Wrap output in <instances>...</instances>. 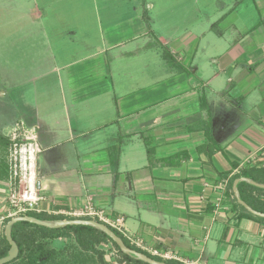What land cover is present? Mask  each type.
I'll list each match as a JSON object with an SVG mask.
<instances>
[{
	"label": "crops",
	"instance_id": "crops-1",
	"mask_svg": "<svg viewBox=\"0 0 264 264\" xmlns=\"http://www.w3.org/2000/svg\"><path fill=\"white\" fill-rule=\"evenodd\" d=\"M218 10L193 23L191 13L203 12L190 6L187 25L170 22L166 30L144 9L135 20L84 22L99 27L96 44L76 45L72 60L52 56L55 66L43 75L55 73L56 84L42 85L33 106L19 101L0 120L1 135L22 123L42 148V211L32 213L72 219L48 211L89 201L123 216L126 230L147 249L168 252L166 260L264 264V222L246 215L227 189L263 152L264 0H234ZM5 154L0 146V164ZM6 179L0 169V215L8 208ZM72 241L59 236L52 247ZM91 254V264H112L105 253Z\"/></svg>",
	"mask_w": 264,
	"mask_h": 264
},
{
	"label": "rangeland",
	"instance_id": "rangeland-1",
	"mask_svg": "<svg viewBox=\"0 0 264 264\" xmlns=\"http://www.w3.org/2000/svg\"><path fill=\"white\" fill-rule=\"evenodd\" d=\"M233 2L234 0H0V120L9 117L19 101L29 107L33 106L36 91L39 92L42 85L56 84L55 73L43 75L55 66L52 56L57 57V62L64 54L66 55L62 59L72 60L71 55L76 50V45L83 42L91 43L92 46L96 44L100 36L99 27H84V22L90 25L92 21L100 19L104 23V20L112 21V17L113 21L121 18L135 20L144 9L142 13L150 17L154 27L166 30L170 22L176 21L178 27L182 28L187 25L184 24L187 23L185 15L188 7L202 8V16L196 12L191 13L189 19L194 23L198 22L197 17L206 20L207 13L211 16L218 14L220 7ZM110 6H118L126 12L111 13L108 8ZM31 12L41 15L33 18ZM42 24L47 26L41 28ZM70 28L75 31L74 36H69ZM25 31L28 33L25 34ZM151 48L153 50L154 47ZM148 49L149 47H145L142 53L149 54ZM126 57L129 58V54ZM144 62L148 63L147 58L139 59L138 67ZM3 92L5 95H2ZM71 244L73 241L68 242V246ZM102 244L114 248L110 242ZM119 260L123 259L119 256Z\"/></svg>",
	"mask_w": 264,
	"mask_h": 264
},
{
	"label": "trees",
	"instance_id": "trees-1",
	"mask_svg": "<svg viewBox=\"0 0 264 264\" xmlns=\"http://www.w3.org/2000/svg\"><path fill=\"white\" fill-rule=\"evenodd\" d=\"M9 145V137L0 134V146L6 150L5 156L2 155L0 169H2L6 176L8 174L6 156ZM147 151L149 153L150 150L148 149ZM239 177H247L255 182L264 184V167L256 164L243 166L239 170V173L232 176L227 188L228 194L231 195V198L236 206L240 207L246 215L264 222L263 217L256 216L247 211V209L239 204L234 197L231 184L234 179ZM237 189L239 191L240 198L244 202H246L252 209L264 213V189L258 188L245 181H240L237 184ZM246 191L247 193L245 194ZM26 215L42 219L41 216L32 212H28ZM8 220H6L5 223ZM113 231L128 247L143 252L156 260L165 261L169 264H179L171 260H164L161 257L153 256L141 249H138L123 238L119 232L115 230ZM70 234L73 235L74 239L71 246H66L61 250H57L52 247V240L54 238L59 236H69ZM11 236L18 246V255L15 259L4 264H91L90 256H93L91 252L102 258L104 252L101 249H98V245L103 242H110L124 261L133 264H147L143 261L123 254L105 233L91 226L67 225L60 228H48L26 221H20L12 225ZM8 249L9 244L2 233V237L0 238V258L7 254Z\"/></svg>",
	"mask_w": 264,
	"mask_h": 264
},
{
	"label": "built area",
	"instance_id": "built-area-1",
	"mask_svg": "<svg viewBox=\"0 0 264 264\" xmlns=\"http://www.w3.org/2000/svg\"><path fill=\"white\" fill-rule=\"evenodd\" d=\"M10 139L6 163H7V204L5 214L0 215V238L2 237L5 221L19 215H26L28 212L39 213L41 199L37 188L36 158L42 150L32 130H26L22 123H15L12 130L6 134ZM262 156L260 159L252 157V164L264 167V144L262 146ZM52 214H61L72 219H94L110 229L119 232L131 245L138 249L146 250L147 253L161 257L166 260L172 258L168 252H159L147 249L143 240L129 233L124 227V217L108 216L104 210L94 207L89 201L82 207L67 210H50ZM109 262L112 264H126L124 260L119 263L118 251L111 245L103 248Z\"/></svg>",
	"mask_w": 264,
	"mask_h": 264
},
{
	"label": "water",
	"instance_id": "water-1",
	"mask_svg": "<svg viewBox=\"0 0 264 264\" xmlns=\"http://www.w3.org/2000/svg\"><path fill=\"white\" fill-rule=\"evenodd\" d=\"M240 181H245L251 185H254V186H256L258 188H262V189H264V184L255 182L252 179L247 178V177L236 178L232 183L233 195L236 198L237 202L239 204H241L245 209H247V211L251 212L252 214L264 218V213H261L259 211L252 209L246 202H244L240 198L239 191L237 189V184ZM20 221H26L29 223H33V224L48 227V228H60V227H64L67 225L91 226V227H94V228L102 231L103 233H105L110 238V240H112L116 244V246L119 248V250L125 255H128L134 259L143 261L147 264H169L165 261L156 260V259L146 255L143 252H140V251H137L133 248L128 247L124 243V241L112 229H110L107 225H105V224H103L97 220H94V219L42 220V219H39V218H36L33 216H29V215L15 216V217L10 218L5 223V225H4V236H5L6 241L9 244V249L7 251V254L4 257L0 258V264H4L6 262H9V261L15 259L18 255V246L11 236V227L14 223L20 222Z\"/></svg>",
	"mask_w": 264,
	"mask_h": 264
}]
</instances>
